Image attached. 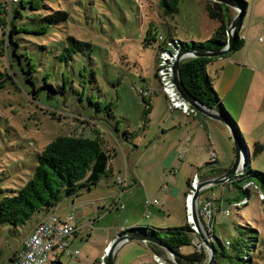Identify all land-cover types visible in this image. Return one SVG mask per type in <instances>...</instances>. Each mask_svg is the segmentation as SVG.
Here are the masks:
<instances>
[{"label": "rangeland", "instance_id": "1", "mask_svg": "<svg viewBox=\"0 0 264 264\" xmlns=\"http://www.w3.org/2000/svg\"><path fill=\"white\" fill-rule=\"evenodd\" d=\"M18 1L20 0H0V40L5 39L3 20L9 6L11 4L13 9L14 3ZM40 1L33 0L32 4L36 9ZM207 1L212 2L179 0L178 11L172 17L164 16L159 0H42L45 5L42 10L31 11L26 8L22 12V19L16 21V24L32 27L56 12L67 14L66 20L50 25L45 34H15L16 39H20V52H23L20 65L27 68V60L31 58L30 62L35 66L32 79L35 89L39 88L40 91L34 96L31 93L32 87L24 79L25 75L18 71L19 64L3 54L0 44V73L12 75V81L0 76V200L7 190L18 189L26 176L33 172L37 154L43 147L55 137L68 134V131H81L85 137L98 134L106 149L119 156L120 164L125 163L126 178L129 181L131 175L128 164L131 162L136 166L139 184L132 183L128 188L125 185L124 192H116L114 198L108 197L111 193L108 194L110 191L104 184L97 187L95 195L103 194L108 197L102 203H108L111 207L119 195L118 204L123 208L113 209L110 214H102L92 228L89 225L91 229H83L75 240L73 248L79 249L82 257L90 264H94L98 253H104V246H108L124 229L154 226L161 229L158 234L164 236V229L183 226L186 221L181 210L165 212L161 209L169 190L173 188L184 191L180 180L190 181L197 170L203 175L206 168H216L215 163L211 162L217 159L220 139L224 147L229 146L230 142L222 132L214 133L207 127L195 129L194 124L189 122L190 119L186 118L187 115L180 111H170L160 84L158 90L161 93L154 92V77L158 76L160 59L155 49L162 43L157 39L158 35L178 41L199 42L210 39L218 22L208 18L205 12ZM241 26V33L246 37L244 57L238 59V55H242V49L229 52L225 57L227 60L238 59L239 64L244 63L264 75V0L248 1ZM5 31L6 29L4 33ZM69 36L89 43L90 50L75 53L70 58L65 56L66 38ZM145 39L151 40L146 47L143 46ZM214 70L208 69L210 78H213ZM139 90L146 91L148 96L145 99L151 100L152 110L145 137L140 130L133 141L129 137L124 138L122 131L126 129L132 132L141 126L143 103ZM214 91L216 92L215 88ZM109 103L114 104L115 119L112 120L108 118V111L104 108V104ZM226 112L234 120L232 114L228 110ZM79 113L84 118L96 115L103 128H108L111 123L113 127H109V130L114 137L117 133L120 134L119 144L116 145L100 127H91V130L86 128V125L81 124L85 120L76 116ZM261 121L256 132L261 135L263 142L259 144L263 150L256 156H253V143L245 135L243 124L238 123L237 126L249 151L251 170L264 175V107ZM175 122L184 123L185 126L180 131H169ZM116 128L119 132L115 131ZM162 129L169 132L162 136ZM206 130L210 132L214 147L210 146ZM189 132L195 134L188 136ZM179 136L190 137V142L194 143L191 150L197 151L199 158L193 159L194 169L184 165L179 170L174 165L171 168L174 172H167L169 167L162 163L163 160L167 164L171 162V158L166 157L169 153L166 149L183 138ZM231 141L233 143V139ZM186 148L189 150L190 146ZM113 164L116 166L119 163L114 160ZM244 173L245 168L241 164L235 177ZM235 177L200 193L201 200L206 197L218 207L213 220H210L211 225L214 223V249L217 253L215 264H249L245 260L247 249L254 251L251 253L252 264H264V186L254 177H245L244 180H237L238 182H235ZM154 200L157 204L145 205L146 201ZM68 201L69 208H63L62 202L55 214H73L81 224L96 215L93 204L79 205L76 201L71 205V199ZM221 208L230 210V214L225 216L221 213ZM42 216L39 213L16 229L0 225V264H11L7 260L8 254L15 248H18L15 254L21 251L19 247L22 241ZM159 222H164L165 226H161ZM113 224L116 227H112ZM172 224L174 226H170ZM204 228L209 230L210 227ZM204 228L205 239H210ZM135 233L143 232L133 231ZM143 234H151V231ZM226 241L233 244L239 241L240 246L236 248L243 261L231 246L224 245ZM124 243H120L116 251ZM192 251L191 246H185L179 253L187 255ZM222 251L224 256L221 255ZM51 256L52 261L57 260V255ZM123 256L122 259L118 258L116 264H126L129 258L126 254ZM60 259L64 264H76L66 256H61ZM147 259L155 264H167L156 253H151V257Z\"/></svg>", "mask_w": 264, "mask_h": 264}, {"label": "trees", "instance_id": "2", "mask_svg": "<svg viewBox=\"0 0 264 264\" xmlns=\"http://www.w3.org/2000/svg\"><path fill=\"white\" fill-rule=\"evenodd\" d=\"M23 1L25 3H23ZM234 1H236L238 5L243 8L244 18L248 9L249 0ZM32 3L33 0H20L17 3H14L15 5L13 9H11L10 4L6 17L3 20V28L4 30L6 29L5 33L3 30L5 39L0 40V44L2 45L1 50L3 51V54L5 56H10L13 62L19 64L18 71L22 72L25 75L24 79L26 83H28L30 87H32L31 93L34 96V94L40 91L39 88L35 89V85L32 79V74L35 71V66L31 64V58L27 60V68L20 65L23 52H20V39H16L15 34H45L48 31L50 25L66 20L67 14L62 11L56 12L53 15H48L44 17L39 23H37L36 26L32 27H28L25 24H16V21L22 19V12L26 8L31 11H40L45 8V5L42 4V0L40 1V4L38 5L37 9L33 6ZM178 3L179 0H159V6L163 9L162 12L166 17H172L174 14L177 13ZM205 12L209 19L218 22V25L214 29V32L210 39L206 41L196 42L178 41L173 39L172 37H169L168 39H166L169 42V45H167L168 42H162L161 45L155 49L156 54L162 51H166L165 49H169L168 51L170 55H173L176 52L181 53L193 50L223 49L227 42V26L234 18L235 13L226 5L213 1H207L205 5ZM241 25L242 21L241 23H239L238 29L235 31L238 36L234 38L232 48L229 52H234L241 49L243 50L245 46V38L240 34L242 28ZM150 42L151 40L145 39L143 41V46L146 47L150 45ZM85 50H90L89 43L78 41L70 36L66 38V47L64 49V52L66 54L65 56L70 58L73 54L78 52L80 53ZM215 59L216 58L208 57H189L183 59L179 64L180 80L187 92L195 101L203 104L208 108L216 107V111L218 112V114L226 118L236 130L234 121L231 119V117L222 107V105H219L217 103L218 97L212 86L213 81L218 78L221 69L217 68L214 70L213 78H210L207 73V66H209V64ZM92 75L93 73H91V76ZM0 76L6 77L5 80L12 81L11 74L3 75L2 73H0ZM155 78L158 81V77L155 76ZM143 93L144 91L142 90L138 91V94L141 95L143 103V111L141 114V126L138 127L137 130H134L132 132H128L126 129H124L122 131V135L126 139L129 137L134 141L138 136H136V134L138 133L137 131L141 130V133H144V131L146 130V126L150 120L149 116L152 110L151 100L145 99L148 95H144ZM97 108L100 109V107L98 106ZM104 108L108 111V118L110 120L115 119V115L113 114L114 104H104ZM76 116L82 117L85 121H82L81 124L86 125V128H89L90 130L91 127H100L104 129L110 135L116 145H118L121 141L119 133H117V136L114 137V135L110 132L109 127H113L111 123L108 124V128H103L99 125L100 120L97 118L96 115L90 118H84L82 113H79L76 114ZM115 131L119 132V129L116 128ZM82 134L83 132L78 130L70 132L68 131V134L59 135L55 137L51 142H49L45 147H43V149L37 154L36 165L33 172L30 175L26 176V180L23 182V184L16 190H7L6 193L2 196V199L0 200V225L5 224L16 229L17 227L24 226L35 215L41 213V215L43 216L40 221H37L34 224V228L37 223L41 222L50 214H53L56 207L62 202L70 199H78L80 196L91 191L101 181H110V179L112 178L109 174V160L111 159L110 150L106 149L104 142L98 134L95 133L96 136L94 137H85ZM237 134L240 135L238 131ZM253 147V156L258 155L263 150L261 144L259 143H254ZM243 158L245 161V165L246 163H249V159H247L245 155H243ZM215 162L216 159L211 163ZM225 171L226 170H213L209 174L221 175ZM196 175L201 180V175L199 173H197ZM245 177H254L258 179L264 186V175L258 171L251 170L249 165L245 166L244 175L237 176L234 179L235 182H238L237 180H244ZM190 181L187 182V187L190 186ZM114 184L119 187L115 180ZM233 184L237 183L233 182ZM124 189L125 187L122 188V192L124 191ZM187 191L185 193V196L187 194ZM118 202L119 197L117 198V200L113 201L114 204L111 206L110 209L113 210L123 207L122 205H119ZM159 230L161 229L154 226H140L131 228L130 230L124 229L118 234L117 237H121L125 235V233H133V231H140L143 233L145 231H151V235H153L156 240L164 244L165 248L153 243H147L143 241L130 242H136V244L138 245H144L149 251L155 252L167 264H174L170 257V252L168 250L175 252L184 262V264H206L208 262V254L205 251V248L203 246L198 247L194 242L195 240L201 241L199 235H196L194 233V231L191 229L190 225H188L187 222H185L183 226H175L164 229V236L158 234ZM252 238L254 239L255 237ZM214 240L215 235L213 232L211 241V244L213 246ZM225 243L224 245L227 247L231 246L234 251L238 254L237 256L239 257V259L243 261L236 248V246H240L239 241H235L234 244L229 242L228 245H226ZM22 244L23 241L19 247L20 249L22 248ZM185 246H191L193 248V251L187 255H181L179 253V250ZM251 253H254V251L252 252L251 250L249 251L247 249L245 252V254L247 255V258L245 260L249 262V264L250 261L252 264ZM216 254L217 253L215 251V257ZM221 255L224 256L225 253L222 251ZM228 258L231 259V257ZM10 262L14 264L15 260L10 259ZM49 264L62 263L60 259H57L56 261H51Z\"/></svg>", "mask_w": 264, "mask_h": 264}, {"label": "crops", "instance_id": "3", "mask_svg": "<svg viewBox=\"0 0 264 264\" xmlns=\"http://www.w3.org/2000/svg\"><path fill=\"white\" fill-rule=\"evenodd\" d=\"M240 34L242 35V33ZM242 36L244 37V35ZM244 38L246 40V37ZM244 48L242 50L241 57L240 55H238V59L244 57V54H245ZM238 59L231 58L227 60L225 56L223 57L221 56L213 60L207 67L209 70L217 69V68L221 69V72L218 78H216V80H214V82L212 83L213 89L214 88L216 89V93H217L216 95L218 97L217 103L219 105L221 104L225 110H228L232 114L234 118V120L233 119L232 120L235 123L236 130L234 129L232 124H231V127H232L231 129L233 130L235 136L238 138L240 142L241 152L243 153V155H245V157H247V159H249L248 148L243 143L244 142L243 135L241 134L240 129L237 126V124L238 123L243 124L245 128V135L251 140L253 144L263 142L261 140V135H259L258 132H256V129H257V125L260 122H262L261 115L263 114V107H264V75L262 73L254 71L251 67L245 65L244 63L239 64ZM154 79L156 82V88H154V92L156 93L159 91L158 90L159 83L155 77ZM213 109L214 111H216V107H213ZM215 113H218V112L216 111ZM186 118L190 119L189 122H192L194 124L195 129L201 128V127L203 128L207 127V129L211 130V132L217 133L218 131H220L224 135L227 136V140L230 142L228 147L227 146L224 147L223 141L220 139V144H221L220 149L221 150L219 149V151L216 153L217 155V159L215 162L216 168L214 166L211 169L206 168L205 174L203 175H201L197 170V173L201 175L200 181H204L210 178L220 176L218 174L210 175L209 173L213 170H227L234 161L235 149H234V142L232 143L231 141V139L233 138H232L230 129L225 124H222L218 121L210 119L201 113H197L195 116H187ZM183 126H185L184 123L175 122L173 124V127L169 131H180ZM169 131L166 129H162V136L166 135ZM237 131L240 135L237 134ZM191 134H195V132L194 133L189 132L188 136H191ZM143 135H144L143 137H145L146 130L144 131ZM206 135L208 136L210 146L214 147L211 144L210 132H207V130H206ZM179 137H183V136H179ZM241 140H242V143H241ZM192 144L194 143L190 142V137L184 136L182 139H178L177 142H175V144H171L168 146L166 150H169V153L166 155V157L167 159L171 158V162L169 164H167L166 160L165 161L163 160L162 162L164 165L166 164L165 166L169 167V170L167 172H171V173L174 172V170H172L174 165H177L179 167V170H181L184 167V165H187L188 167L192 169L195 168L192 162L194 158H199V156H198L197 151L191 150V148L193 147ZM186 146L187 147L190 146L189 150L188 148H186ZM110 154H111V159L109 160V163H110L109 164L110 166L109 174L111 175L112 178L110 179V181L109 180L101 181L99 184H104L106 189L110 191L109 193L107 191L106 194L111 193L108 197L114 198L116 195L115 194L116 192L119 191L118 193H120V189L116 186V184H114V180L117 176L122 174L123 165H125V163L120 164V158L118 155L116 156V153L112 154L110 151ZM187 155L189 156L186 158ZM218 155H219V158H218ZM114 160L115 161L117 160L119 164L115 166L113 164ZM128 171L131 177H130V181L126 178L127 188L129 187V185L131 186L132 183L139 184L138 183L139 174L136 171V166H134L131 162H129L128 164ZM188 181L189 180L187 179L185 182H182L180 180V184L184 185V191L183 190L179 191L173 188L169 190L166 201H164L161 204L162 211L172 212V211L181 210L184 214V201H185V193L187 191ZM98 185L94 187L91 191H89L88 193L80 196L78 199H75V201H72V200L70 201L71 205H73L76 201L79 205H83V203L93 204L96 210V215L92 219L87 220L86 223H83L84 225L81 223H78L76 220V217H74L76 233L69 239L71 249H76V248H73V245L75 244V240L79 237V234L82 232L83 229L90 228L89 224H91V228H92V226H94V224L97 221H99V218L100 216H102V214L106 212L110 214L112 212V210L110 209L111 207L110 205H108V203H102L104 198L107 199L108 197H104L103 194H100L99 196L95 195ZM181 194H183L182 197H181ZM201 201L202 200L200 199V202ZM62 204H63V208H66V209L69 208L68 200L64 201ZM58 206L56 207L55 211H59ZM60 215L66 216L64 212L60 213ZM159 224L163 227L165 226L164 222H159ZM170 226H174V224ZM112 227H116V224H113ZM106 247L107 246H104V248ZM17 249L18 248H15L8 254L7 260L9 262H10V259L14 258L15 251ZM122 249H124V252H122ZM76 250H78L79 254L76 257H72L71 260H73V262L76 264H90L82 257L81 251L79 249H76ZM123 253L126 254L127 255L126 257L129 258L126 264H155L153 261L147 259L148 257H151V253H155V252L149 251L144 245H138L136 244V242L124 243V245H122L114 254V259H113L114 264L117 263V260L119 257H121V259L124 257ZM103 254H104L103 252L98 253V255L96 256L94 260L95 261L94 264H99V261ZM58 259H60V257ZM10 263L12 264V262ZM61 263L64 264L63 262Z\"/></svg>", "mask_w": 264, "mask_h": 264}, {"label": "built area", "instance_id": "4", "mask_svg": "<svg viewBox=\"0 0 264 264\" xmlns=\"http://www.w3.org/2000/svg\"><path fill=\"white\" fill-rule=\"evenodd\" d=\"M158 40L160 42H168L166 38H163L160 35H158ZM259 41H261V38H259ZM167 45H169V42L167 43ZM165 50L166 51L164 52L162 51L158 53L160 59L158 63L159 68L157 69V77L159 81L158 83L162 88V93L167 101L168 108L172 112L180 111L187 116H195L198 112L180 97L173 84L172 64L175 56L178 53L176 52L175 54L170 55L168 51L169 49ZM143 94L146 95L147 93L144 92ZM244 162L245 161L242 155L241 164L245 168V166H248L249 164L246 163L245 165ZM115 181L120 187V192H122V188L126 185L125 165H123L122 174L117 176L115 178ZM199 182L200 179L197 177V175H195L191 179L189 184L190 186L188 187V191L184 201L185 221L188 223V225H190L191 229L196 235L198 234L193 224V218L191 213V201L193 190L197 187ZM118 197L119 195L117 196V198ZM153 204H157V201L154 200L151 202H145V205L147 206H151ZM197 209L198 215L201 219L202 230L204 227H210L209 230L204 228V232L206 233V235L210 236V239L207 238V240L211 243L214 223L211 225L210 220H213V217L217 212L218 207L208 198L200 202L199 197ZM221 213H223L225 216H228L230 214V210H222L221 208ZM74 233H76V228L74 224V216L72 214L66 215L64 217H60L55 213L50 214L41 222L37 223L30 232V234L23 240L22 248L20 249L21 251H18L14 255V264H49L52 261L51 255L54 254L57 255L56 259L61 256H66L69 258L78 256V250H72L69 244V237ZM194 242L198 247H204L202 241L195 240ZM225 244L228 245L229 242L226 241ZM107 251L108 246L105 248L104 254L101 256L99 264H105Z\"/></svg>", "mask_w": 264, "mask_h": 264}, {"label": "water", "instance_id": "5", "mask_svg": "<svg viewBox=\"0 0 264 264\" xmlns=\"http://www.w3.org/2000/svg\"><path fill=\"white\" fill-rule=\"evenodd\" d=\"M213 2L222 3L232 9L234 11L235 16L232 21L227 26L226 36L227 42L223 49L221 50H193V51H186L178 53L173 61L172 64V80L173 84L180 95V97L187 102L192 108H194L198 113H201L207 116L210 119L218 121L222 124H225L230 129L232 134L233 142H234V149H235V158L232 165L220 176L210 178L204 181H200L197 187L193 190L192 193V201H191V213L193 218V224L196 228V232L199 235L202 243L204 244V248L208 254V262L206 264H215V251L214 246L204 237V233L201 227V219L198 215V200L200 197L201 191L211 188L216 185H221L225 181L232 179L235 177L239 166L241 165V158L243 153L241 152V145L238 138L235 136L233 130L231 129V123L224 118L222 115L215 113L213 108H208L203 104L195 101L191 95L187 92L185 87L183 86L180 75H179V64L180 62L189 57L193 58H201V57H208V58H218L227 54L231 48L234 41L238 35L235 31L238 29L239 23H241L243 19V8H241L238 3L234 0H212ZM130 241H143L147 243H153L158 246L164 247L165 245L155 239V237L151 234H143V233H130L128 235H123L121 237H116L109 245L108 251L106 253L105 264H114V254L116 249L120 245V243L130 242ZM170 252V256L172 257V261L174 264H184V262L180 259V257L173 251L168 250Z\"/></svg>", "mask_w": 264, "mask_h": 264}]
</instances>
